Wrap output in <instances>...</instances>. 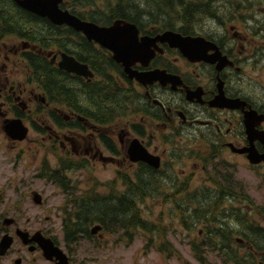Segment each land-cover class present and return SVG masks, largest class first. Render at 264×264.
<instances>
[{"label": "flooded vegetation", "instance_id": "af4514ba", "mask_svg": "<svg viewBox=\"0 0 264 264\" xmlns=\"http://www.w3.org/2000/svg\"><path fill=\"white\" fill-rule=\"evenodd\" d=\"M3 1L19 24L32 22L48 32L11 24L0 7V239L11 237L0 264H58L43 256L45 238L66 254L69 264H88L69 241L70 226L86 240H106L112 202L129 186L145 182L156 191L186 187L187 181L176 182L172 171L189 158L198 162L206 180L215 172L230 182L241 165L257 174L252 184L264 186V0H213L217 4L208 10V21L201 18L198 27L186 24L177 31L203 38L197 44L202 58L155 41L150 59L131 65L138 72H158L159 79L146 83L130 78L109 49L83 32L72 29L64 37V25L15 0ZM78 17L102 26L113 23ZM136 26L139 41L172 30L144 22ZM62 54L87 65L91 76L61 69ZM48 70L71 81L56 96L49 91ZM64 89L75 90L76 96L70 99ZM82 91L94 100L85 102ZM103 98L115 105L102 106ZM132 145L138 151L131 154ZM55 147L71 164H48V149ZM97 166L117 172L119 195L112 196L113 180L69 179L71 172H94ZM100 197L107 210L104 226L85 213L86 203Z\"/></svg>", "mask_w": 264, "mask_h": 264}, {"label": "rangeland", "instance_id": "374dc122", "mask_svg": "<svg viewBox=\"0 0 264 264\" xmlns=\"http://www.w3.org/2000/svg\"><path fill=\"white\" fill-rule=\"evenodd\" d=\"M210 2L213 4L212 6L217 4V1ZM8 4L7 2L4 5L1 4L5 7L7 14L11 13ZM262 5L264 6V3ZM207 12L209 11L207 10ZM12 14L14 18L18 17L16 13ZM209 19L210 17L204 15L201 20L208 21ZM199 20L197 16H194L191 25L194 24V27H198ZM174 24L181 29L189 23L174 21ZM21 25L24 26L23 23ZM19 27L21 26L19 25ZM31 29L42 33L47 30L40 25L31 27ZM163 136L166 135L163 134ZM48 151V164L56 163L55 160L60 164H71V159L59 154L62 152L58 147L49 148ZM177 167H183L185 173L180 172ZM172 173L176 182L187 181L186 187L178 185L174 188H160L158 191L153 189L151 195L142 198L143 201L139 206L142 217L154 225L156 234L153 232L151 234L141 228L128 230L123 234L116 223L111 225V229L117 230L118 234H115V231H110L111 234L106 240H86L82 235L77 234L72 245L78 249L79 258L87 261L88 264H203L194 257L193 245L195 244L201 252L210 254L208 264H223L214 258L216 253L214 248L202 245L207 227L217 224L213 220L219 219L218 223L220 224L222 220H229L230 217L227 216H233L234 212L240 209L248 210L244 194H247L255 205L264 208V186L252 184L251 181L257 174L249 172L241 165H239L235 179L230 182H223L219 179L222 173L215 172L209 173L206 180L205 172L198 167V162L192 161V158H189L186 163L181 162L178 166L175 165ZM69 176L70 180L79 182L101 183L113 180L110 183L112 196H116L121 189V179L116 178L117 172L110 167L97 166L94 172L74 171L69 173ZM227 176L230 177L229 174ZM159 186L161 185L159 184ZM99 188L101 191L103 190V187ZM215 199L224 204V211L220 209L219 214L214 208L215 205L212 206ZM202 210L209 212L208 216L192 222L190 216L196 219L202 214ZM251 217L258 222H262L264 219L263 215L252 214ZM230 224L234 230L235 224L232 222ZM158 231L161 232L157 234ZM258 258L259 256L256 257V260ZM259 262L264 264L258 260Z\"/></svg>", "mask_w": 264, "mask_h": 264}, {"label": "trees", "instance_id": "16d2710c", "mask_svg": "<svg viewBox=\"0 0 264 264\" xmlns=\"http://www.w3.org/2000/svg\"><path fill=\"white\" fill-rule=\"evenodd\" d=\"M4 3L3 0H0V7H3L1 4L4 5ZM210 3V0H63L61 6L65 9L70 7V12L80 17L88 15L94 21L105 20L110 22L121 19L134 22L136 25L140 22L152 23L159 30L170 28L183 32V28L179 29L177 25L175 26L174 21L192 24L194 16L201 19L204 15H211L207 10H215V7ZM12 13L11 11V13L4 15L8 22L15 26H22L18 23L19 18H14ZM23 25L25 28L36 26L32 22H23ZM71 33L72 30L65 26L63 36H71ZM54 35L55 32L52 33V36ZM38 71L41 72L39 69ZM47 77L50 84L49 91L55 96L56 91H60L61 87L71 84V81L66 82L55 71L48 70ZM64 91L70 99L76 96V91L73 89L68 91L64 89ZM79 94L87 103L94 100L93 95L85 91L79 92ZM102 97L104 96L102 95ZM100 104L102 106L108 104L112 107L115 105V101L112 98L110 100L103 98ZM152 190V182H145L138 188L129 186L127 192L124 193L125 195L118 202L114 201L111 204L112 224H118L119 229L127 228L125 232L141 228L151 234L152 232L156 234L154 225L142 217L139 207L143 201L142 198L151 195ZM100 198L101 201L99 202H87L85 213L91 218L97 217V220H100L104 226L106 222L104 215L107 210L103 197ZM244 200H246L245 205L248 204V210L240 209L234 212L233 216H227L230 217L229 220H222L220 224L218 223L219 219L213 220L217 224L209 225L213 228L207 227L202 241V245L214 248L216 251L214 258L223 264H262L261 262L258 263V260L264 263V224H262L264 219L262 222H258L251 217L252 214L264 216V208L255 205L247 194H244ZM213 205H215L214 208L218 214L220 209L224 211V204L220 200L215 199ZM208 214L209 212L202 210V214L196 219L192 216L190 219L193 222L199 218H205ZM230 222L235 224L234 230L231 228ZM71 227L70 235L72 238L80 231L75 228V225H71ZM112 231L114 230L112 229ZM160 232L158 231L157 234ZM159 249L162 250V248ZM193 254L203 264L209 263L210 254L201 252L195 244L193 245ZM257 256L259 258L256 260Z\"/></svg>", "mask_w": 264, "mask_h": 264}, {"label": "water", "instance_id": "95a60500", "mask_svg": "<svg viewBox=\"0 0 264 264\" xmlns=\"http://www.w3.org/2000/svg\"><path fill=\"white\" fill-rule=\"evenodd\" d=\"M15 2L27 11L46 17L53 24H66L77 31L83 32L89 40H93L108 48L112 52V58L123 65L128 76L130 78H135L142 83L159 79L158 72H138L137 70L132 69L131 65L135 60H142L143 58L146 60L150 59L152 53H147L151 52L150 47L155 41H166L170 46L179 48V50L187 57L197 55L195 59L202 58L200 56V49H198L200 46L197 45L202 42V37H183L174 31L167 30L154 38L142 37L139 41L138 30L133 23L115 20L109 26H100L91 21L81 20L73 13H70L67 9H61L59 7L62 0H15ZM191 47L194 48L191 49ZM59 66L67 72L91 76V73L88 71L85 64L79 63L73 57L66 54H62ZM16 126L19 128L18 124H16ZM135 148L137 147L132 145L129 152L131 154L132 152H137L138 150ZM250 161L256 162L252 159H250ZM154 167H158V162L154 163ZM9 245V238L6 236L2 237L0 240L1 252ZM42 249L44 250V255L48 259L55 257V259H59V264H67L65 255L61 253V250L58 247L53 245L50 239H45L42 244Z\"/></svg>", "mask_w": 264, "mask_h": 264}, {"label": "bare ground", "instance_id": "6f19581e", "mask_svg": "<svg viewBox=\"0 0 264 264\" xmlns=\"http://www.w3.org/2000/svg\"><path fill=\"white\" fill-rule=\"evenodd\" d=\"M213 1V0H212ZM218 1V0H217ZM208 3H209V1H208ZM217 3V2H216ZM211 4V3H210ZM213 5V4H212ZM211 7V6H210ZM34 32V31H33ZM196 46V45H195ZM17 131L19 132V128H17Z\"/></svg>", "mask_w": 264, "mask_h": 264}]
</instances>
